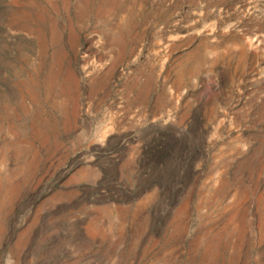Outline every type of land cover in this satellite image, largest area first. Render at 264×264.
Returning <instances> with one entry per match:
<instances>
[{
    "label": "rangeland",
    "instance_id": "1",
    "mask_svg": "<svg viewBox=\"0 0 264 264\" xmlns=\"http://www.w3.org/2000/svg\"><path fill=\"white\" fill-rule=\"evenodd\" d=\"M0 264H264V0H0Z\"/></svg>",
    "mask_w": 264,
    "mask_h": 264
}]
</instances>
